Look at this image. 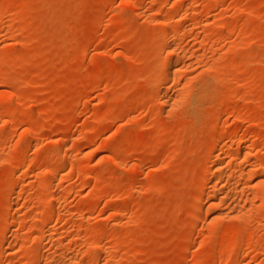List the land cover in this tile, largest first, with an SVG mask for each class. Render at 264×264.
I'll return each mask as SVG.
<instances>
[{
	"label": "rangeland",
	"instance_id": "rangeland-1",
	"mask_svg": "<svg viewBox=\"0 0 264 264\" xmlns=\"http://www.w3.org/2000/svg\"><path fill=\"white\" fill-rule=\"evenodd\" d=\"M261 187L264 0H0V264H264Z\"/></svg>",
	"mask_w": 264,
	"mask_h": 264
},
{
	"label": "bare ground",
	"instance_id": "bare-ground-1",
	"mask_svg": "<svg viewBox=\"0 0 264 264\" xmlns=\"http://www.w3.org/2000/svg\"><path fill=\"white\" fill-rule=\"evenodd\" d=\"M146 16H147V14H146ZM172 22V21H171ZM175 24V23H174ZM171 26H173V25H171ZM176 27V26H175ZM173 29H174V26L172 27ZM171 27L170 28H168L167 30H165V29H162V30H164L163 32H162V36H161V41H162V43L163 42H165V43H163V44H161V45H163V46H165V44H166V46L168 47V45L169 46H171L167 41H169V39L172 37L171 36V33H172V31L171 30H173ZM175 30V29H174ZM177 30H178V28H177ZM155 36H156V34H155ZM171 36V37H170ZM170 37V38H169ZM169 38V39H168ZM164 39V40H163ZM168 39V40H167ZM171 40V39H170ZM159 41V40H158ZM167 42V43H166ZM157 45V44H156ZM158 47V46H157ZM160 48V47H159ZM164 48V47H163ZM157 49V48H156ZM156 49H155V51H156ZM162 49V48H161ZM159 51V50H158ZM172 52H173V50H172ZM171 53V52H170ZM175 54H176V51L174 52ZM160 55H162V54H160ZM171 55H172V53H171ZM170 55V56H171ZM167 56V55H166ZM165 56V57H166ZM174 56V55H173ZM161 57V56H160ZM159 57V58H160ZM162 60V59H161ZM169 60H171V59H169ZM173 60V59H172ZM158 61V60H157ZM164 61V60H163ZM159 62H160V60H159ZM162 62V61H161ZM171 62H173V61H171ZM163 63V62H162ZM177 63H170L169 64V67L167 68V70L165 71L164 70V72H163V75H162V79H169V77H170V79H171V77L173 76V75H177L178 73V68H177ZM153 69V68H152ZM154 70V69H153ZM159 71V70H158ZM161 71V70H160ZM181 71V70H180ZM157 72V71H156ZM159 74H160V72H159ZM160 78H161V76H160ZM176 78H177V76H176ZM176 80V79H175ZM174 80V81H175ZM167 83V82H166ZM157 84V83H156ZM161 85V84H160ZM159 85V86H160ZM162 86V85H161ZM206 91V90H205ZM190 96V95H189ZM179 98V97H178ZM184 98V97H183ZM191 98V97H190ZM192 99V98H191ZM197 99V98H196ZM193 100V99H192ZM179 101H182V100H179ZM186 101V100H185ZM184 101V102H185ZM190 101V100H189ZM165 102H166V100H165ZM191 102V101H190ZM193 102H194V100H193ZM197 102V101H196ZM168 103V102H167ZM178 103V105H179V102H177ZM189 104H191L192 105V103H189ZM197 104V103H196ZM172 105H174V104H172ZM171 105V106H172ZM186 106V104L183 106V107H185ZM175 107V106H174ZM182 107V106H181ZM189 107V106H188ZM195 107V106H194ZM173 108V107H172ZM172 108H170V109H172ZM196 108V107H195ZM190 109V108H189ZM187 112V111H186ZM189 114V113H188ZM219 126H217V128H216V130H215V134H214V140H213V142H212V144H211V146H210V148H209V152H208V155H207V159H206V165H205V171H203V173L205 172V175H204V179H203V181L201 182V184H200V188L205 192V194H208V193H212V192H215V190H217L216 188L214 189V191H210L209 192V190L207 191V188H208V186H209V184L211 183V181H212V179L213 178H215L217 175L216 174H221V171L223 172V170H225V164H224V159L226 160V158H225V155H224V157L221 155V153H222V149L224 150V148L225 147H223L222 146V139H224V138H222V135L221 134H223L222 132L224 131V132H226L225 131V129H224V127H222L223 128V131H222V128L220 127V129L218 128ZM230 137L231 136H233V135H235V133H236V131H237V128H234V129H230ZM224 137V136H223ZM64 141L66 142L67 141V139L65 140L64 139ZM227 144V143H226ZM223 145H224V143H223ZM228 145V149H229V143L227 144ZM224 146H226V145H224ZM55 149V148H54ZM226 149V148H225ZM221 150V151H220ZM220 151V152H219ZM225 151H227L226 153H228V150H225ZM241 154V153H240ZM237 155V154H236ZM227 156V155H226ZM43 157V156H42ZM28 158V157H27ZM27 160V159H26ZM25 160V161H26ZM37 160V159H36ZM19 161V160H18ZM21 161V160H20ZM19 161V162H20ZM35 162V159H29L28 160V163L29 164H33L34 162ZM22 162V161H21ZM26 163V162H25ZM29 164H27V165H29ZM263 165V164H262ZM21 166V165H20ZM19 166V167H20ZM18 168V167H17ZM16 168V169H17ZM30 168V167H29ZM21 169V168H20ZM235 169H237V168H235ZM256 169V168H255ZM233 170V169H232ZM19 171V170H18ZM18 171H16V172H18ZM230 171V170H229ZM225 172H226V170H225ZM224 172V173H225ZM19 173V172H18ZM223 174V173H222ZM231 174V173H230ZM19 175H20V173H19ZM225 176V175H224ZM16 178H17V176H16ZM218 178V177H217ZM221 178H222V176H221ZM220 178V179H221ZM14 179H15V177H14ZM230 179V178H229ZM13 180V179H12ZM213 180H215V179H213ZM227 180V179H226ZM254 180V179H253ZM10 181V180H9ZM262 181V180H261ZM13 182H15V181H13ZM227 182H228V180H227ZM9 183V182H8ZM11 183V182H10ZM230 183V182H229ZM229 183H226L225 185H228ZM258 183V182H257ZM261 183V182H260ZM263 183V182H262ZM225 185H223V187L221 188V189H223L224 188V190H225V188H226V191H227V187H230V186H225ZM233 185H235V184H233ZM8 186H10V185H8ZM216 186V185H215ZM237 186V185H236ZM257 186V185H256ZM239 187V186H238ZM12 188H14V187H12ZM218 188H220V187H218ZM220 189V190H221ZM232 189V188H231ZM237 189V188H236ZM262 187H261V191H262ZM264 190V189H263ZM225 191V192H226ZM259 191V190H258ZM206 192H208V193H206ZM217 192V191H216ZM219 192H222V191H219ZM218 192V193H219ZM228 192V191H227ZM261 193V192H260ZM10 194H13V193H10ZM218 195V194H217ZM217 195L215 196V193L213 194H208V198H211L212 196H213V198H216L217 197ZM220 195V194H219ZM263 195V194H262ZM12 196V195H11ZM222 197V196H221ZM201 198V197H200ZM263 199V198H262ZM202 202V201H201ZM218 202H219V200H218ZM236 202V201H235ZM12 204V203H11ZM11 204H10V206H11ZM203 204V203H202ZM239 204V203H238ZM200 205V204H199ZM201 206V205H200ZM233 206H234V204H233ZM244 206V205H243ZM14 207V206H13ZM240 207V206H239ZM247 207V206H246ZM11 209V208H10ZM230 209H231V207H230ZM200 210V209H199ZM233 210V209H232ZM8 211V210H7ZM8 212H10V211H8ZM230 213V212H229ZM229 213H228V215H229ZM232 213V212H231ZM235 213V212H234ZM242 213V212H241ZM248 213V212H247ZM11 214V213H10ZM14 214V213H13ZM198 214H199V212H198ZM249 214V213H248ZM10 215H8L7 217H9ZM199 216H200V214H199ZM234 216H235V214H234ZM237 216V215H236ZM241 216V215H240ZM10 218V217H9ZM220 218V217H219ZM7 219V218H6ZM214 219H217V218H214ZM229 219V218H228ZM231 219V218H230ZM239 219V218H238ZM11 220V219H10ZM9 221V220H8ZM222 221V220H221ZM8 224H9V222H8ZM5 235H6V233H5ZM5 237V236H4ZM3 238V237H2ZM2 240V239H1ZM3 241V240H2ZM5 241V240H4ZM239 254V253H238ZM70 258V257H69Z\"/></svg>",
	"mask_w": 264,
	"mask_h": 264
}]
</instances>
